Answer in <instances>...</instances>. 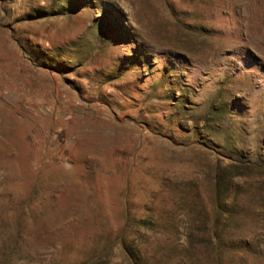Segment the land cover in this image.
<instances>
[{
	"label": "rangeland",
	"instance_id": "1",
	"mask_svg": "<svg viewBox=\"0 0 264 264\" xmlns=\"http://www.w3.org/2000/svg\"><path fill=\"white\" fill-rule=\"evenodd\" d=\"M123 243L264 264V0H0V264Z\"/></svg>",
	"mask_w": 264,
	"mask_h": 264
},
{
	"label": "trees",
	"instance_id": "2",
	"mask_svg": "<svg viewBox=\"0 0 264 264\" xmlns=\"http://www.w3.org/2000/svg\"><path fill=\"white\" fill-rule=\"evenodd\" d=\"M140 225L145 230L142 232L143 239L147 242H152L153 245H155V241H157V236L155 235V229L148 222H142V223H140ZM188 242L191 244L193 243L192 239H189ZM161 243H162V241H161ZM213 244H216V243L213 242ZM123 249H124L125 253L128 254L129 257H131V260H130L131 263L141 264V262H143L145 260V253L136 255V260H134L133 256H135V255H133V250L130 249L129 246H127V244L123 243Z\"/></svg>",
	"mask_w": 264,
	"mask_h": 264
}]
</instances>
